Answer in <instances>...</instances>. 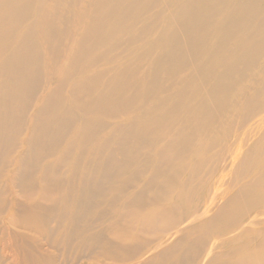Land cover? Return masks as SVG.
Listing matches in <instances>:
<instances>
[{"label": "bare ground", "instance_id": "bare-ground-1", "mask_svg": "<svg viewBox=\"0 0 264 264\" xmlns=\"http://www.w3.org/2000/svg\"><path fill=\"white\" fill-rule=\"evenodd\" d=\"M264 264V0H0V264Z\"/></svg>", "mask_w": 264, "mask_h": 264}, {"label": "rangeland", "instance_id": "rangeland-1", "mask_svg": "<svg viewBox=\"0 0 264 264\" xmlns=\"http://www.w3.org/2000/svg\"><path fill=\"white\" fill-rule=\"evenodd\" d=\"M109 262H106V260L104 261V263L102 262L101 264H108Z\"/></svg>", "mask_w": 264, "mask_h": 264}]
</instances>
